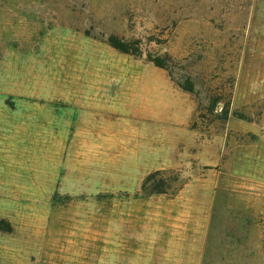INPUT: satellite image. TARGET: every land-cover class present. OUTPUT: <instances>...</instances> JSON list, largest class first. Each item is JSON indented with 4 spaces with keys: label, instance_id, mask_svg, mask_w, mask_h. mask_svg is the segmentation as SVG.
I'll return each instance as SVG.
<instances>
[{
    "label": "rangeland",
    "instance_id": "obj_1",
    "mask_svg": "<svg viewBox=\"0 0 264 264\" xmlns=\"http://www.w3.org/2000/svg\"><path fill=\"white\" fill-rule=\"evenodd\" d=\"M96 75L162 122L59 137ZM0 264H264V0H0Z\"/></svg>",
    "mask_w": 264,
    "mask_h": 264
},
{
    "label": "crops",
    "instance_id": "obj_2",
    "mask_svg": "<svg viewBox=\"0 0 264 264\" xmlns=\"http://www.w3.org/2000/svg\"><path fill=\"white\" fill-rule=\"evenodd\" d=\"M122 78L128 80V75H123ZM137 79L138 76L134 78L136 83H133L132 94L123 93L119 96L120 100L125 101L126 104L118 106V108L114 105V94L108 93V89L100 91L101 89L97 85L100 82L98 75L91 77L90 80L87 79V87L83 89L84 92L81 96L75 93L72 102H67L59 108V137H76L80 149L88 148V146L91 148L92 143H96L98 137H147L146 128L134 123L131 125L130 119L152 121L154 118V120L162 122V117L144 113L147 112L148 106L140 102L145 100V96L140 94L141 83ZM113 80H115L114 76L111 78V81ZM69 93L68 90L67 94ZM136 96L139 98V103L133 107L129 103L131 102L130 98L136 99ZM65 98L70 100L69 96ZM115 114L118 118H115Z\"/></svg>",
    "mask_w": 264,
    "mask_h": 264
},
{
    "label": "trees",
    "instance_id": "obj_3",
    "mask_svg": "<svg viewBox=\"0 0 264 264\" xmlns=\"http://www.w3.org/2000/svg\"><path fill=\"white\" fill-rule=\"evenodd\" d=\"M107 42L110 46L125 54L136 55L139 51L138 44L134 40L125 41L116 36L110 35L107 38ZM146 59L156 67L166 69L165 61L159 56L147 53ZM178 86L189 92L194 90L193 83L189 79L184 80L183 83H178ZM156 174H158V171L150 172L145 176L142 183V189L148 188V192L150 193L165 192V188L163 187L164 180L161 178L157 179Z\"/></svg>",
    "mask_w": 264,
    "mask_h": 264
}]
</instances>
